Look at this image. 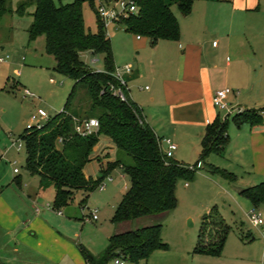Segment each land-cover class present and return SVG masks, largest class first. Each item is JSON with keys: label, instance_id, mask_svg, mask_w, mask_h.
<instances>
[{"label": "trees", "instance_id": "obj_1", "mask_svg": "<svg viewBox=\"0 0 264 264\" xmlns=\"http://www.w3.org/2000/svg\"><path fill=\"white\" fill-rule=\"evenodd\" d=\"M22 0L14 10L11 0H0V23L7 13L24 15L26 8L35 5L33 22L28 29L30 41L45 36V49L56 60V70L76 80L62 111L50 116L41 128L25 129L20 135L27 143V169L40 179V187L55 188L53 208L61 211L73 199L76 192H83L82 204L90 194L117 167L129 177L130 185L117 205L112 222H129L126 230L113 233L100 258L95 257L83 244L78 248L86 264H110L116 258L138 263L148 261L159 250H168L162 239V224L136 226L144 216L165 214L178 205L177 186L180 179L193 176L199 162L207 170L236 182L238 176L225 168L207 163L211 154L224 156L230 142L228 126L232 120L237 126H252L264 122V108H246L229 118L218 114L210 122L201 141L199 159L195 165L166 159L162 153L161 140L146 121L141 108L129 91L127 101L110 91L118 81L113 75L116 64L111 39L105 23L99 16L97 32L86 29L83 4L88 1L95 6L98 0ZM196 0H137L139 11L122 19L126 31L147 37L152 45L160 40H179L181 35L178 18L173 11L177 5L184 15L192 12ZM90 50L104 54V71L92 69L80 58V52ZM86 89L87 103L73 108L77 87ZM97 118L98 131L82 136L76 131L77 121ZM106 135L114 142L118 156L102 166L97 178L87 175L86 165L92 160V152L100 136ZM254 207L264 204V181L240 191ZM161 216V215H160ZM163 216V215H162ZM231 226L214 206L202 216L195 253L221 256ZM0 264H7L0 260Z\"/></svg>", "mask_w": 264, "mask_h": 264}, {"label": "crops", "instance_id": "obj_2", "mask_svg": "<svg viewBox=\"0 0 264 264\" xmlns=\"http://www.w3.org/2000/svg\"><path fill=\"white\" fill-rule=\"evenodd\" d=\"M261 5V0H196L189 15L175 12L179 40L152 45L149 38L135 35V45L129 47L136 55L128 56L124 65L115 62L119 68L132 65V72L125 74L129 95L155 133L178 145L175 160L181 161L191 152L200 154L207 125L221 114L213 103L216 90L230 87L237 91L229 98L233 107L264 108V95L252 80V61L238 52L247 32L256 26L249 25L245 15ZM217 38L221 42L215 45ZM227 53L234 60L228 56L224 62ZM228 132L230 142L223 158L231 164L224 166L234 169L235 165L245 172L251 178L248 187L263 182L264 122L237 126L230 120ZM103 138L101 135L85 167L94 178L118 156L110 137L100 146ZM5 162L0 163V260L7 264H86L78 242L44 211V198L49 191L55 196V188L42 189L36 175L8 172Z\"/></svg>", "mask_w": 264, "mask_h": 264}, {"label": "rangeland", "instance_id": "obj_3", "mask_svg": "<svg viewBox=\"0 0 264 264\" xmlns=\"http://www.w3.org/2000/svg\"><path fill=\"white\" fill-rule=\"evenodd\" d=\"M21 1L11 0L14 10ZM55 1L58 3V0ZM261 4L260 9L245 15L247 23L256 26L247 32L238 52L251 59L252 80L256 82L260 94L264 95V0H261ZM35 7H27L24 15L7 13L0 23V58H6L5 61H0V150L6 152L8 172L12 173L14 167H19L23 177L29 174L28 150L26 140L21 139L20 135L25 132L38 109H44L52 117L62 111L76 84V80L54 68L56 60L46 52L45 36L30 41L28 29L33 22ZM172 8L179 13L177 5ZM97 10V2L94 7L88 1L84 2L83 15L88 31L98 30ZM122 19L110 22L106 28L112 42L115 62L119 65H124L130 55H136V50L132 48L136 36L126 31ZM215 40L217 43L221 42L218 38ZM226 55L224 62L228 56L234 60L232 53ZM80 58L96 71L105 70L104 54L84 50L80 52ZM26 89L33 96L26 95ZM235 94L237 91H233L229 98ZM87 99L86 89L79 85L73 98V108L86 104ZM220 112L222 116L227 113L225 110ZM234 114H229V118L232 119ZM103 136L101 147L106 143L105 139L109 138ZM20 143L22 148L19 151ZM224 156L211 154L207 163L235 172L239 176L238 180L231 182L218 174H212L205 163L199 162L198 170L192 177L179 180L178 205L173 210L137 220L136 226L162 224V239L169 245V249L154 252L148 261H126V264H264V224L256 227L251 223L249 212L254 206L247 197L239 193V190L249 186L251 178L235 165L234 169L224 166L231 164ZM198 159L199 154L191 152L179 159V162L195 165ZM15 160L16 165L9 163ZM95 163L94 161L93 165ZM126 185H130L129 177L123 178L122 170L117 167L107 176L106 186L98 187L92 192L85 204H82L83 192H76L69 204L61 209L62 214L58 215V211L52 208L54 195L49 191L44 198V211L52 216L53 222L61 224V230L100 258L108 246L110 235L130 226L129 222H112L123 192L127 190ZM214 206L231 226L223 253L221 256L195 253L202 215ZM257 209L262 211L264 219V204ZM93 214H97L99 218L94 220Z\"/></svg>", "mask_w": 264, "mask_h": 264}, {"label": "built area", "instance_id": "obj_4", "mask_svg": "<svg viewBox=\"0 0 264 264\" xmlns=\"http://www.w3.org/2000/svg\"><path fill=\"white\" fill-rule=\"evenodd\" d=\"M98 13L102 21L107 25L112 21H118L124 17H127L131 14H136L139 11V7L137 4V0H98ZM141 36L138 35V38ZM216 45L217 42H214ZM5 57H1L0 61H5ZM133 67L131 64L125 65L123 68L116 67L113 75L118 81L117 85L112 84L110 86V91L118 96L121 100L127 101V95L125 90H128L127 81L125 78L126 73H131ZM233 93V89L230 87L218 89L214 92L213 95V103L214 106L219 109L220 111L225 110L227 113L223 116L225 118L231 113L241 112L242 108H236L229 103V96ZM26 95L33 96V93L30 92L28 89L25 90ZM50 115L44 109H38L36 115H34L27 125V129H34V128H41L44 122L49 119ZM39 118V119H37ZM100 127L99 120L97 118H90L86 120H78L76 124V131L81 134L82 136L90 135L96 131H98ZM161 148L162 153L166 159H173L175 152L178 148V145L174 142V140L170 137H163L161 140ZM165 145V148L163 147ZM22 145L19 144L18 150H21ZM5 159V153L0 151V163L3 162ZM10 164L16 165L17 161H9ZM14 173H19L20 168L14 167ZM110 181L112 178L109 179ZM106 186V179L101 183L100 187L104 188ZM60 212V211H58ZM93 219H97L98 215L93 214ZM249 218L251 223L256 226L260 227L264 224V219L262 215V211L254 207L249 212ZM114 264H126V261L122 258L114 259Z\"/></svg>", "mask_w": 264, "mask_h": 264}]
</instances>
